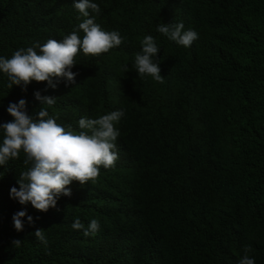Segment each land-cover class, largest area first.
<instances>
[{"label": "trees", "instance_id": "trees-1", "mask_svg": "<svg viewBox=\"0 0 264 264\" xmlns=\"http://www.w3.org/2000/svg\"><path fill=\"white\" fill-rule=\"evenodd\" d=\"M93 2L94 22L124 42L100 56L81 51L68 87L8 89L0 73V123L20 99L30 115L44 107L77 133L81 117L123 110L119 159L95 182L73 181L71 196L47 212L10 198L23 153L0 166V264H238L246 246L264 264V0ZM83 19L74 0H0V56L61 40ZM162 23H183L198 39L178 46L156 30ZM146 35L159 48L162 84L131 68ZM38 90L56 103L41 106ZM21 210L34 224L26 215L18 232L12 217ZM77 218L85 228L98 220L99 231L74 230Z\"/></svg>", "mask_w": 264, "mask_h": 264}, {"label": "clouds", "instance_id": "clouds-1", "mask_svg": "<svg viewBox=\"0 0 264 264\" xmlns=\"http://www.w3.org/2000/svg\"><path fill=\"white\" fill-rule=\"evenodd\" d=\"M74 8L85 19L61 40L48 39L43 44L36 42L33 46L16 50L11 58L0 56V73L7 77L8 89L16 85L22 91H27V86L33 81L47 82V87L52 89L61 81L66 87L73 85L77 73L72 68L77 64L75 58L81 51L85 56H100L124 42L118 31H105L94 22L90 12L99 15L101 9L93 0H74ZM156 30L185 48L198 39V33L192 29L184 30L183 23L158 24ZM140 43L141 52L135 55L131 68L141 79L150 76L155 82L164 83L156 58L159 48L154 37L146 35ZM127 71L128 65L125 66ZM34 96L41 106L56 103V97L41 95L39 90ZM7 112L12 119L0 123V166L7 165L9 160L19 159L23 153L26 170L17 179L19 187L13 186L9 192L10 198L21 205L30 203L36 210L47 212L49 208L57 206V199L61 195L71 196L68 185L73 181L83 187L89 181H96L101 168L116 166L119 159L116 141L120 132L115 124L125 115L123 110H115L95 119L81 117L78 121L81 131L78 133L58 124L55 118L49 117L44 107H40L35 116L30 115L25 99L9 103ZM26 215V210L13 215L16 231L23 230L22 218ZM27 221L34 224L30 215H27ZM72 228L83 230V234L89 236L99 231L100 223L92 219L85 228L77 218ZM34 235L47 245L42 229H36ZM12 244L18 248L21 240H13ZM251 250V246L244 248V255L238 264H255L254 258L248 255Z\"/></svg>", "mask_w": 264, "mask_h": 264}]
</instances>
